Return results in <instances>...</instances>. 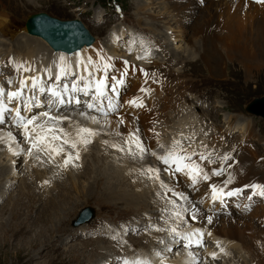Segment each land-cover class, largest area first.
Listing matches in <instances>:
<instances>
[{
    "label": "rangeland",
    "instance_id": "rangeland-1",
    "mask_svg": "<svg viewBox=\"0 0 264 264\" xmlns=\"http://www.w3.org/2000/svg\"><path fill=\"white\" fill-rule=\"evenodd\" d=\"M210 1L212 2V0H118L122 9L120 11L119 9L115 8L114 3L111 4L110 0H0V12L3 11L9 16V22L5 28V33L3 34L0 33V76H3L0 77V80L1 82L7 80L8 78L15 80L16 72L14 71V68L16 65H18L19 62H21V59L11 60V58L12 56H14L12 54L17 52L18 45L16 43H23L24 41H26V39H28L23 35L24 33H22V29L23 28L25 29L26 19L31 14L38 12H46L47 14L51 16H55L60 19L78 18L84 23V25L90 31V33L95 38H97V40L93 42V46L100 44V46L103 48V52H105L104 54H106L107 56H111L117 62L118 60L120 62L128 61L130 63L129 65L131 66L132 65L135 66L136 65L135 62H137L138 64H140V66H143L141 69H143L145 66L143 70L150 75L149 76L150 78L153 77V80L155 81L154 84H157V87H159V91H157L159 96L157 97L158 94L156 95V93H153L154 96H156V97L153 96L154 97L153 102H156L157 100H160L164 97L167 98V99L163 98L165 104L167 105V106L165 105V107H168L170 105L168 103L172 102L170 98L171 95H174L173 97H176V95L182 97L183 103L174 102V101L173 103H179L180 105L179 107L182 109V112H179L178 114L182 115L181 117L183 118L180 119L178 118L179 116H175L173 121L178 122L180 120H184L190 123L186 125L185 124L186 122H183L184 126L182 127H185V130H183V128L180 129L179 133L182 130L180 135L181 134L184 135V133L186 134L189 130L190 131L194 130L192 124L194 121H196L198 123L197 124L198 132H196L194 138L197 139L196 142L198 141L200 146H204L207 144V150L211 152H213L212 150L214 149L217 151L219 150V148L221 149L231 148L232 152H229L227 154L230 156H232V154L237 153V151H235L236 153L234 152L236 148L239 149L237 154L244 155L247 159L245 165V169H246L245 175L247 176L248 174V176L247 177L245 176V179L250 181L257 180V182L262 181V184H264V168H263L264 167V118L251 114L250 112H247L245 110V106L249 101L264 95V3L260 4V6L258 5L259 8L257 10V13L253 15V18L248 17L246 19L245 24L247 26L241 25V29H242L241 31L243 36L247 33V30L250 29L249 27H251V32H252V34L246 35L247 39L245 38V40H243L242 38H238V37L230 38V33H228V29H229L228 25L230 20L225 16L229 17L234 15L233 11L235 10H241L244 12L248 10V7L245 6V8L243 7L244 9H242V7L231 6L228 9L227 7L228 5H227L225 6L226 8L223 10V8L222 9L219 7L217 8V6L214 5L212 6L213 9L211 8V12L208 11L206 12L207 10L206 7L209 6ZM213 1L219 2L220 6L222 4L225 5L224 0H213ZM245 1L249 3L253 2L251 0L250 1L245 0ZM140 9H142L145 14H143L142 11H139ZM215 9H220V11L219 10L215 11ZM214 12H216V15H213ZM225 12H227V14ZM174 13L177 14L176 15L177 18L174 15ZM216 16L217 18L214 20V17ZM150 20L154 22V24ZM234 20L241 22V20H237V19ZM239 22H233V25L237 23L239 25ZM155 23H157V25ZM155 26L156 29H158V31L164 33V36H161L160 34H156L154 32ZM167 27H170V29H167L168 31H165ZM243 27L246 28V32H244L245 28ZM224 28H227V30ZM117 32L118 34L119 32L120 34L123 33L125 37L123 38L118 37V35H115ZM177 32L180 33V36L181 35L182 36L175 38L173 41V38L169 37V34L177 33ZM13 34L14 36L10 37V35ZM223 36L227 37L225 38L227 41L223 39L224 42L227 43V45H222L216 41L217 40L216 38L221 39L223 38ZM20 39L23 42L20 41ZM141 42L143 43V47H141ZM177 43H179L180 48L182 46L181 52L179 53L178 56L179 58H177L176 55L172 53V51L174 50L178 52V50L173 48L174 46H176ZM145 45L149 46L148 50L147 47H145ZM130 46L132 47L131 54H129L128 51V48ZM19 49H21V47H19ZM149 52H151L149 60L145 59V61L142 60L141 62H139L140 60L136 59L137 56L142 55L141 53L146 54ZM187 55L189 56V58L191 57L189 59L191 61L189 60L187 61L186 59H184ZM152 61L153 63H151ZM144 62L146 65L144 64ZM138 64L135 66V68L136 67L140 68ZM175 74H178L179 76ZM9 75L11 77H8ZM4 76L7 77L5 78ZM137 80L139 82L141 80L144 81L142 79V73L139 72L137 75L135 73L127 77L126 84L121 89V91L122 90L123 91L121 92L120 95V103L126 101L125 100L126 94L134 89L135 84L136 86H138L139 82ZM178 81L181 83L176 84ZM144 82L142 86H145ZM3 86L7 88L6 84H3ZM176 89L178 91H176ZM172 92L174 94H172ZM151 94L152 92L150 91V95ZM169 112L172 113L173 111L169 110ZM193 112L194 114H192ZM141 113L142 112L139 111V113L133 115L134 118L131 117L132 115L130 117L137 122L138 121L137 119H139L140 116H145V114L140 115ZM163 113L164 116L167 115L165 111ZM190 113L192 115V118H189ZM72 115L75 116L74 114ZM96 115L98 118L100 117L103 118L102 116H100L99 113H96ZM110 117L117 118V115L114 114ZM228 117L232 119L229 122H227L228 120H226ZM74 119L76 120L77 117L75 116ZM144 120L153 121L151 119V114L146 115L144 117ZM169 123H172V119H170ZM118 125L120 128L122 127L121 129L124 128L123 124L122 125L118 124ZM69 126H71V123H69ZM104 126L107 125H105L104 122H101L100 128H97L99 130V134L101 137L100 139H102L101 135H104L103 137H106L109 131L105 129ZM241 126H243L242 128H246V127L248 128L249 126L247 132H245L244 130L243 131L240 130L239 128ZM230 129L231 131H229ZM1 130L2 128H0V133ZM4 130L6 131V129ZM163 130L168 131V129L166 128H164ZM75 132H76L75 127H71L69 133H72V135L75 136L76 135ZM198 134H200V137L198 136ZM183 135H181L182 138H180V140L182 141L184 146L189 147V144L191 143L190 147H192L191 146L192 142H189V139H185V136L183 137ZM112 137L114 136L112 135ZM220 138L226 141L224 142L225 146H222L221 142H217L218 140H220ZM116 139L117 142L119 140L118 143H122L124 140V138L118 135H116ZM165 139L166 137L164 138V140ZM208 140L210 141L213 140L212 142H216L215 145H212L214 149H208L210 147L209 144H211V143L208 144ZM169 141H171V138L169 139ZM227 142H229V144ZM216 145L217 147H215ZM78 147H79V153L82 152L83 153L82 155L85 156V159L84 161L82 159L75 161V164L77 165L76 167L85 169L87 167L90 168L91 166L94 167L97 165L98 168L99 165L101 166L102 164L104 168L100 167V169H104V171L105 170L108 171L107 167L110 161L92 162L91 159L89 161H86L88 157L87 149L84 148V150H82L80 146ZM101 147L104 149L106 148L103 145H101ZM89 149L91 150V148ZM107 149L108 152L114 156V158L116 157V159H118V157L126 156L125 159L128 162V164H130L131 167L128 169L136 170L137 176H139L141 171L146 169L147 166L154 168L158 167L161 169L162 180H164L166 183L169 182L168 183L169 185L173 181L171 178H169L167 173L163 172V167L154 165V160L151 158L150 155L145 156V158L143 159L144 162L143 164V162H141L142 160H138V159L134 160L126 153L117 151L115 148H107ZM113 149L117 153L114 152ZM116 154H118V157L116 156ZM3 156L4 153L0 159V167L3 165L5 166V164L9 166L10 164L9 160L5 159ZM23 156L25 157L26 155L22 154L21 160L20 161L18 160L19 167L20 166L22 167L21 161L23 160ZM20 157L21 155L18 156V158ZM61 157H63V154H61ZM44 159L46 160L47 157H45ZM119 159H123V158H119ZM147 159L149 160L148 163H147L148 161ZM38 162L39 161H37V164H31L27 162V159L25 160V164L28 167L24 168V171L29 173L30 182H31L29 183L30 189L36 190L37 187L38 191H40V193L42 194L43 192L41 188L42 185L40 184V182L37 181L35 182L34 174L32 176H30V174L32 173L37 174L36 172H38L37 176L39 175L52 176L53 172H51L52 169L50 168L53 167L58 170L57 171L58 175L60 176V178L64 180L63 183L66 186V189L63 193L66 194H68V192L71 193L73 202H70V205L67 206V208H65L66 211L63 212V215L59 209H54V208L49 209V212L51 213L49 218L47 214V219H49V221L48 222L46 221V223L44 224L39 223L36 225L35 223L28 230L26 229L28 225L22 224L23 223L22 219L24 218L23 215H25L28 212L27 208H31L33 206L31 208L32 212L30 216L31 218L32 217L34 218V216L36 217L37 215L36 213H39L40 207L45 202L44 195L40 197L41 199L39 200L36 199V201L32 199L31 201L30 198H28L25 195L23 196V200L21 201L19 200V202L16 204L15 201L17 199V193L19 189L21 188L20 190H23L25 189L26 186L24 185V183H22L21 187H19L21 183V178H18L15 181V184L12 185L6 191H4L5 194L3 193V195L0 196V221H1L0 243H3L4 238L7 235H9L10 237L7 236L6 238L10 241V243L13 246H16L22 242L20 240L21 237L24 238L26 236V238H28L33 231L40 228L48 230V232H46V235H48L49 231L55 229L56 226L59 224L56 221H58L57 219L59 218V216L62 215L60 217L61 219H64V217L67 216L68 217L71 216V217L69 222L63 220L61 224L63 223L64 224L62 225L61 228H65V226H67L65 224H68L69 228H72L73 230L75 229L77 231H74V234L72 236L69 237L67 236L66 238H65L66 231L62 235L55 234L53 241L47 242L42 247L41 250L34 252L35 259L31 261L33 264L35 263L47 264V261H49L51 256L54 258V260L51 262L52 264H60L59 263L60 258H63V255L62 257L61 255L58 256L59 254L57 253L58 251L56 250L65 251L64 248L68 249L70 246H72V244H76L78 248L82 250L85 244L90 242L89 240L93 241L96 238L101 237V235L98 234L102 232V229H106V228L109 229L110 234L109 233L104 234L105 236L101 237L106 239L107 242L99 243V246L101 248V253L97 254L102 256L101 257L98 256V258L94 257L92 259L93 261H91L90 263L95 264L98 262V260H100L101 264H105V263L109 264V262L107 261L109 258L120 259L121 254L126 255L123 256L126 258L128 257L129 259L141 255L145 257L147 255L146 256L147 258L155 257L154 259L156 261H157V257L155 253L157 252L161 253L160 259L170 260V258L173 257L172 255H174L175 252L174 251H171L170 253L165 252L164 251L165 244L159 243V241L162 240L161 238H164L163 240L166 242L167 235L165 233L157 232L154 230L153 231L145 230L146 226L150 223L156 224L158 226H163V222L159 220V217L161 215V210L165 207V201L160 196H157V199L155 196L152 197L154 198V200H156V202L162 203V206L158 207L157 209H154V211L157 212L158 219L157 222L156 221L153 222L150 219V215H149L150 211L146 212L145 209H144L145 211L144 210L141 211L137 205L135 206V204L114 205V203H112L111 201H107L103 198H102L103 200L102 199L100 200L98 198L95 199V197L101 196L99 194L100 192H96L97 194H95V197L94 196L91 197L89 195H88L89 197H86L84 195L80 197L79 195H76L71 183L73 184L77 180L67 181L65 176L68 172V169L72 168V166L70 165L67 168L58 167V165L63 163V159L60 162L47 164L45 166L40 165ZM218 162L219 165L216 162L214 164V167L219 168L220 166L223 165L225 168L229 170L227 164H223L222 160H219ZM231 163L232 162L229 161L228 165L229 164L231 165ZM255 164L261 168L260 171L258 170L252 171V168ZM45 169L48 171L46 175L44 174V172L46 171ZM88 169L82 175L80 176L78 175L79 177L78 181L89 172ZM93 169L96 170V168ZM93 169L92 171L95 172ZM9 172L14 173V171H12L11 168H9ZM28 173L26 175H28ZM252 173L258 176L252 179L251 178ZM89 175L85 176V178H83L82 181L88 180L90 177ZM144 178L145 180H143L142 185L145 187V189L146 187L149 188L151 185L152 187L150 189H154L157 186L159 187L158 182L148 180L146 177ZM180 180L183 179L182 177H180V175L177 174V181H173V182L174 184H177L178 181ZM107 181L110 182V180L108 179ZM105 182L106 180H104V183ZM8 185H11V182H9ZM92 186L94 188L93 190L95 191L96 187L94 185ZM197 187L198 190H193V192L190 191L188 188L187 189L189 190V192H186L187 190H185L182 187L185 190L182 191L188 193L190 199H192L193 201L195 200L201 201V204L199 206L204 210V213L212 216L213 222L211 224H208L204 219H200L201 223H203L204 226L205 225L206 227L208 226L207 229L205 230L208 231H211V229L212 231L213 229L218 230V228L221 227L220 225L224 223L223 220L225 218H226L225 220L231 222V223L229 222L226 223L228 226L235 225L236 223L234 220L236 219L246 218V220L249 219L251 221L250 223L252 224L257 223L256 225L253 224L254 227L249 228L248 230L249 232H247V234L250 235L251 234L250 232L253 233V235L251 234L250 236L252 239L255 240V243L258 244L255 245L256 249L258 251L259 249H261L259 252H261L264 249V238L263 239L256 238L259 235V233H264L262 231L264 230V225H261L258 222V216L257 218L254 217V219H256L254 221H252L250 216L256 208L261 207V204L252 206L244 213L240 212L241 214L236 213L235 211H231L232 210L231 209L229 210V212L227 211L225 213H221L219 216L217 214L216 216L218 217L214 219V213L209 212V209H207V204L205 206V203H203L204 199H206V195L204 194L208 192V188H207L208 186H206L205 183L202 182ZM97 190L100 191L101 187H97ZM159 190L161 191V189ZM29 192L30 190L27 192V194ZM58 192L59 191H57V193H53L51 196L58 195ZM69 201L70 199H68L67 203H69ZM56 204L57 207L59 206L62 207L65 204V202L64 200H58ZM46 206L47 208H51L50 204H47ZM141 209H143V207ZM141 212L142 214H140ZM139 215H144L147 218V220L144 221L143 216L141 217L142 219L140 218L141 219L140 220ZM42 218L44 220V217ZM86 219L87 221L80 223L81 222L80 220H86ZM77 222L80 224H76ZM121 226L128 227L130 229H135L136 231H132V232L136 233L139 231L140 233H142V236L138 237L136 235L137 237L135 238H138V241L131 240L132 234L129 233L125 235L122 231ZM190 226L192 225L189 222V228ZM21 227H23L24 230L22 229V231H19L21 230ZM12 232L15 233L18 237L15 239L11 238V234H13ZM20 232H22V234L24 235L22 236ZM80 232L81 234H79ZM117 233L121 234L122 241L117 242V244L114 246L113 243L116 241L115 240L113 241L111 237L116 235ZM26 238L24 239L30 240ZM208 241L210 242V240ZM110 242L113 245L112 248L110 247L109 244ZM107 245L109 246V249ZM88 247L85 248L87 251H85L84 249L83 250L86 252L87 255L88 254L92 255L94 252L90 250V248ZM221 247L223 249L225 248L224 245H222ZM174 248L175 247H173V249ZM152 249H155V251L149 252V250ZM234 249L229 251V253L231 252V255L229 254L228 256L231 259L236 257L235 260L238 261L237 263H235L236 261L234 259L233 261H231L227 256L221 261L220 260L214 261L209 259L210 261L206 260V262H201V261L200 262L201 264H212V263L213 264L216 263L217 264H226V263L251 264V259L249 255H247L241 248H234ZM4 250L5 249L0 250V264H26L25 260L23 259H18V260L13 259L12 261L9 254L5 255L6 250L5 251ZM181 251H182L181 247L179 248V246H177L176 252L180 254ZM39 253L42 254L38 255ZM195 253L198 258H201L200 252L195 251ZM44 254H47V256L49 257H45ZM262 255H264L263 252ZM177 256L175 255V257ZM205 257H209V255H205ZM77 263L82 264V262H75V261H73L71 264H77Z\"/></svg>",
    "mask_w": 264,
    "mask_h": 264
},
{
    "label": "bare ground",
    "instance_id": "bare-ground-1",
    "mask_svg": "<svg viewBox=\"0 0 264 264\" xmlns=\"http://www.w3.org/2000/svg\"><path fill=\"white\" fill-rule=\"evenodd\" d=\"M253 3L254 2L249 3V2H247L245 0H224V4L225 5L222 4L220 6L219 5V2H216V1H213L212 0V2L210 1L209 6L206 7L207 8L206 12L207 11L208 12H211V8L214 5L217 6V8L218 7L221 8V9L223 8V10L226 8L225 6H227V5H228L227 6L228 9L231 6H233V7L234 6L242 7V9H244L245 6L248 7V10H246L244 12L241 11V10H235V11H233L234 12V15H232V16H229L228 17V16H225L224 15L225 17H227L230 20L229 21V25L227 24L228 27H229L228 33H230V38L238 37V38H242L243 40H245L246 35L252 34L251 27H249L250 29H248L247 30V33L243 36L242 35V31H241L242 30L241 29V25L247 26L245 24L246 19L248 17L253 18V15L257 13V10H258L260 4H263V3H256V2L254 4ZM218 10L220 11V9H215V11H218ZM139 11H142L143 12L142 9H140ZM167 11H168V8H167ZM225 13L227 14V12H225ZM143 14H145V13L143 12ZM147 14H149V13H147ZM174 15L176 16L177 14L174 13ZM213 15H216V12H214ZM176 18H177V16H176ZM216 18H217V16L214 17V20ZM234 19L241 20V22L235 21ZM8 22H9V16L6 13H4L3 11L0 12V33H2V34L5 33V28H6L7 24H8ZM233 22H239V25H238V23L235 24V25H233ZM28 23H31V25H33V24H37L38 25L39 23H42L44 26L49 27L52 31H54V34L60 33L61 36H63V37H61V41L60 42L66 44L67 46L66 45H63V44L57 46V45H55L51 41L52 43L51 42L50 43H51V45L53 46L54 49H61L63 51H61V50H57L56 51V50L51 49L42 37L36 36V35H32V34H29L27 32V26H26V22H25V29L26 30L23 28L22 29V33H24L23 35L25 37H27L28 39H26V41L23 42L21 40L22 39V37H21L20 41H22L23 43H16L18 45L17 52H15L16 54L15 53L12 54L14 56H12V58H11V60L21 59V62H19L18 64H28V65H31L32 67L36 68L37 71H40L41 69H44V68H47V67H52L54 65V63H58V58L61 55H63V56H65L67 58L68 62L71 63L73 65V67H75V62L78 59H86L88 57H92L95 60V59H97V53L98 52H102L103 54L105 53V52H103V48L100 46V44L93 46V43L91 45L82 46L78 50H75L77 47L81 46L82 44L88 43L86 41L88 39L87 33L83 29H81L80 26H79V24L76 23V22H71V23H57V22L51 21V20H49V19H47L45 17H36V18H33ZM152 23L154 24V22H152ZM155 24L157 25V23H155ZM251 25H252V23H251ZM262 25H263V23H262ZM158 26H159V24H158ZM243 28H245V27H243ZM167 29H170V27H167L165 31H168ZM224 29L227 30V28H224ZM154 32L156 34H160L161 36H164V33L161 32V31H158V29H156V26H155V31ZM244 32H246V28H245V31ZM115 35H118V37H122V38L125 37L124 34L123 33L120 34V32H119V34L117 32ZM13 36H14V34L13 35H10V37H13ZM179 36H180V33H178V32L177 33H171V34H169V37H172L173 38V41H174L175 38H177ZM225 38H227V37H224L223 36V38H221V39L216 38L217 39L216 41L218 43L222 44V45H227V43L224 42V40L227 41ZM178 39H180V38H178ZM15 41H17V40H15ZM80 41H83V42L79 46L75 47L74 49L69 50L70 46L72 47L75 44L79 43ZM13 46H11V47H13ZM19 47H21V49H19ZM145 47H147V50H148L149 46L148 45H145ZM7 48H9V47H7ZM173 48L176 49V50H178V52H176L173 49L175 52L172 51V53L174 55H176L177 58H179L178 56H179V53L181 52L182 46L180 48L179 43H177L176 46H174ZM73 50H75V51H73ZM64 51H66V52H64ZM67 51H69V52L70 51H73V52L67 53ZM150 53L151 52H149L147 54H150ZM141 54L142 55H145V53H141ZM190 58L187 55L184 59H186L188 61ZM149 59H150V55H148L147 60H149ZM142 60L145 61V59H142ZM142 60H140L139 62H141ZM189 61H191V60H189ZM122 62L123 61L120 62L119 60L117 62L115 59H113V63L116 65L117 68L123 66ZM135 63H136V65L138 64L137 62H135ZM151 63H153V61ZM144 64H145V62H144ZM138 65L140 66V64H138ZM156 66H158V65H156ZM142 67L143 66H140V68H137L136 67L137 68L136 71L135 72H132L131 65H130V67H129V75L128 76L133 75L135 73L137 75L140 72L138 70H140ZM144 68H145V66H144ZM53 70L55 71V68ZM130 72H132V73H130ZM33 74L34 73H27L26 75H33ZM175 75L179 76L178 74H175ZM18 79H19V74L16 72L15 73V80H18ZM73 79H75V78H73ZM142 79L144 80V76L143 75H142ZM2 81H3V79H2ZM153 81H154L153 80V77H151L148 80L147 85L144 84L145 86H143L145 88L150 89V91L152 92L151 95H150V93L147 94V95H145L144 93H141L139 91V89L142 87V84L144 82L142 80L140 82L138 81L139 83L136 82V83H138V86H136V84H135V87L133 86L134 89L131 90V91H129L126 94L125 100L126 99L131 100L132 98L137 97V96L142 97L143 98V103H144L145 107H142V108L130 107L126 103V101H128V100H126L125 102L123 101V103H121V104L123 105L122 108L124 110H122V109L119 110V116L123 117V119H124V124H123L124 125V128L123 129H121L122 127L121 128L119 127V125L117 123V120H116L117 118L109 117L108 118V124H107V126H104L105 129L109 130L108 133H107V135H106V137H103L104 135H101L102 136V139H100L101 138L100 137V134H98V135L92 137V143L89 144V145H87V147H85L83 145H79L82 150H84V148L87 149V153H88L87 155H88V157H87L86 161H89L90 159L92 160V162H100V161H104V162L108 161L109 162L110 161V163L108 164V167H107L108 168L107 169L108 171H106V170L104 171V169H100V167H103L102 164H101V166L99 165L98 168H97V165L94 166V167L91 166L90 168L87 167L85 169L84 168L81 169V168H78V167H72V168H69L68 169V172H67V174L65 176H66V180L67 181L68 180L69 181H71V180H74V181L77 180L78 181V179H79L78 175L79 176L82 175L89 168L88 169L89 170L88 173L90 175L87 173L86 175H84L78 181V183H77V181L74 182L73 184L71 183V185L73 187V190H74V192H75L76 195H79L80 197L83 196V195L86 196V197H89V196H91V197L94 196L95 197V194H97L96 192H100L99 194L101 196H97V197H95V199L98 198V199L101 200L103 198V199H105L107 201H111L112 203H114V205L115 204L116 205L117 204H133V205L135 204V206L137 205L140 208L141 211H143L144 209L146 210V212L147 211L148 212L150 211V214H149L150 215V219L153 222H155V221L157 222L158 215H157V212L154 211V209H157L158 207L162 206V203L161 202H156V200H154V198H152V197L155 196L156 199H157V192H160V190H159L160 188L156 185L157 187H155V188L153 187L154 189H150L152 187V185H151L149 188L146 187V189H145V187L142 185L143 180H145V178L143 176H141V175L137 176V171L136 170H134V169L133 170L132 169L129 170L128 169V168H131V167H130V164H128V162L125 159L126 156H122L121 155L122 157H118V154H116V156L118 157V159H116V157L114 158V156L112 154H110L108 152V149H107V148H113V147H110V145L118 144L119 140H118V142L116 141L117 140L116 139V133L117 132L121 133V135H119V136L125 139V137L128 135V133L131 132V131H133L137 127L140 130L139 131V135H140L141 139L144 141L145 145L147 147H149L151 150L156 151L158 154H163L167 150V148L172 145V143H173L174 140H177V139L180 140V138H182L181 135H183V134L180 135V133L182 132V130H181L180 133H179V130L182 129V128H183V130H185V127H182V126H184V123L183 122H186L185 123L186 125L189 124L190 122H187V121H184V120H180V121L177 120L178 122H174L173 121L174 118H175V116H179L178 118H180V119L183 118V117H181L182 115H179L178 114L179 112H182V109L179 107L180 106L179 103H183L182 97H179L177 95H176V97H173L174 95H171L170 98H171L172 102L171 103H168V104H170L168 107H165L166 104L164 102V99H167V98H164L163 97L164 99L162 98L160 100H157L156 102H153V98L156 97V96H154L153 93H156V95H157L158 94L157 91H159V87H157V84H154ZM179 83H181V82L178 81L176 84H179ZM0 85H3V84L0 83ZM15 86L16 85H14V87ZM161 88H163V87H161ZM177 89H176V91H178ZM172 94H174V93L172 92ZM158 96H159V94L157 95V97ZM256 100L252 101V103H250L249 106H247V110L250 111L251 113H255L257 115H263L264 116V113L263 112L262 113L259 112L257 110L259 108H256V107L264 108V99L257 100V101ZM173 101L174 102H179V103H173ZM184 106H186V105H184ZM169 110H172L173 112L170 113ZM139 111L142 112L140 115L145 114V116H146L148 114H151V119L153 121L144 120V117L145 116H140V118L137 119L138 120L137 122L134 121L133 120V118H134L133 115H135L136 113H139ZM164 111L167 114L165 116H164V113H163ZM72 114L75 115V113H72ZM192 114H194V112ZM92 115H96V113H92ZM75 116H73V119H74ZM130 116L133 117V118H131ZM76 117H77V119L76 120L74 119L76 121V124L82 125V126H86V127L92 128V129H95L98 133H99V130L97 128H100L101 122H104V118H101V117L100 118L97 117L100 120V124H92L88 120H84L83 118H80L78 116H76ZM185 117H187V116H185ZM189 118H192L191 113L189 115ZM170 119H172V123H169L170 122ZM194 120H196V119H194ZM226 120H228L227 122H229L232 119L230 117H228ZM132 121H134V122H132ZM69 123L70 122L65 121L61 125V127H63L68 133L70 132L71 127H75L76 128V125L71 124V126H69ZM197 124L198 123L196 121H194L193 124H192L193 127H194V130H191V131L189 130L186 134L184 133V135H183V137L184 136L185 137L188 136L190 138L189 139V142H192V145H191L192 147L189 148V147L186 146V148H189L190 151L195 150L197 152H207L208 151L207 148H204V146H200L199 143H198V141L196 142L197 139L194 138L195 135H196V132H198ZM198 127H199V125H198ZM242 127L243 126H241L239 129L242 130V131L244 130L245 132H247V129L249 128V126H248V128L246 126H244L246 128H242ZM0 128H2L1 133H0L1 134L0 136H5L6 137L7 136V132L9 130L8 126H4V127H0ZM164 128L168 129V131L170 130L169 133H168L167 130H163ZM4 129H6V131ZM229 131H231V129ZM13 132H14L13 135H16L15 130H13ZM3 133H5V134H3ZM155 133H159V135L156 136ZM69 135H70L71 138H75V136H73L72 133H69ZM112 135L114 137H112ZM198 136L200 137V134H198ZM107 137H109V138H107ZM165 137H166V139L164 140ZM170 138H171V141H169ZM19 139H22V138L18 137V140ZM212 141L213 140H211V141L208 140V144L211 143V144H209L210 147L208 149H214V147L212 145H215L216 142H212ZM217 142H221L222 146H225L224 142H226V141L225 140H222V138H220V140H218ZM227 143L229 144V142H227ZM160 144H163L165 147L164 148H160L159 147ZM101 145H103L106 148L105 149L102 148ZM11 147L15 148V145H11ZM22 147H27V146L26 145H22ZM215 147H217V145ZM89 148H91V150ZM92 149H93V151H92ZM229 149H230V151H229ZM238 150L239 149L236 148L234 150V152L237 151V153H238ZM113 151H114V149H113ZM212 151H213L212 152L213 158L216 160V162L218 163V165H219V162L218 161L221 160L220 159L221 157H223L224 155L228 154L229 152H232L231 151V148H227V149L226 148L225 149L224 148L223 149L219 148V150H217V151L215 149L212 150ZM83 152H85V151H83ZM114 152H116V151H114ZM240 152H242V151H240ZM3 153H4V156L3 157L5 159H8L10 164L8 163L9 166L7 164H5V166L2 164L3 166L0 167V171L2 170L0 172V196L3 195L4 191H6L12 185H14L15 184V181L18 178H21V183H20L19 187H21V184L22 183H24V185H26L27 187L25 186V189H23V190H20L21 188L19 189V191L17 193V199H16V201L14 200L16 204L19 202V200L20 201L23 200V196H25V195L28 198H30V200L32 199V200H35V201H36V199H38V200L41 199L40 197H42V195H44V201L45 202H44V204L41 207L39 206L40 207V211H39V213H36L37 214L36 217L34 216V218L33 217L31 218V216H30L31 215V212H32L31 208L33 206L31 208H27L28 212L25 215H23L24 218L22 219L23 220L22 221L23 222L22 224L28 225V227L26 229L29 230L30 227H32L35 223L37 225L39 223H43L44 224V223H46V221L48 222L49 219H47V214H48V218L51 215V213L49 212V209H53V208L54 209H59L61 211L62 215H63V212L66 211L65 208H67V206L70 205V202H73V201H72L71 193H69V192H68V194L63 193L65 191V189H66V186L63 183L64 180L62 178H60V176L58 175V172H57L58 170L55 169V168H53V167L50 168V169H52L51 172H53V175L52 176H41V175L37 176L38 172H36L37 174H35V173L30 174V176H32L34 174V180H35V182L36 181L37 182H40V184L42 185L41 188H42L43 192L41 194L40 191H38L37 187H36V190L35 189H30L29 183H31V182H30L29 173L24 171V168L28 167L25 164V160L26 159H27V162H29L31 164H37V160L34 157H31L30 158L27 155L25 157L23 156V160L21 161L22 162V167L21 166L19 167L18 165H19V161L22 158V155H21L20 158H18V156H13L12 153L8 150V146L7 145L0 144V159H1L2 155H3ZM237 153L236 154H232L231 157L233 158V160L230 161L232 163H231V167L229 168L228 171L232 173L235 182H237L239 184L242 183L243 185H247V184H249L251 182L250 180H246L245 179V176H246L245 175V170H246L245 169V165H246L247 159H246V157L244 155L237 154ZM82 154L83 153L80 152V158L79 159H82L84 161L85 156H83ZM44 158L45 157H42V159L45 161L43 164H41L40 162H38V163L40 165H42V166L43 165L45 166L47 164H50V163H47V159L45 160ZM119 158H123V159H119ZM127 158H129V157H127ZM151 158L154 160V165H157V166L163 167V168L165 167L164 165L160 164V162L157 161L154 156H151ZM62 159H63V157L59 156V157L56 158V161L55 162L56 163L57 162H60V161H62ZM194 159H195V157H194ZM141 162H143V160ZM148 162H149V160L147 161V163ZM143 164H144V162H143ZM145 164H146V162H145ZM214 164L207 165V163L205 162V167L209 171H211L212 168H216V167H214ZM227 166H228V164H227ZM144 167H146V166H144ZM148 167L149 166H147L146 168H148ZM9 168H11V170L14 171V173H10L9 172ZM93 168H96V170H94ZM92 169L95 172H93ZM260 169L261 168L258 165L255 164L253 166V168H252V171L253 170L260 171ZM248 170H250V169H248ZM27 173H28V175H26ZM47 173H48V171L46 170L44 172V174L46 175ZM249 173H251V172H249ZM87 175L90 176L89 179L88 180H85V181H82V179L85 178V176H87ZM247 176H248V174H247ZM257 176L252 173L251 178L253 179V178H256ZM107 179L110 180V182H108ZM182 179L183 180H180V181H178L177 184H175L177 190L178 191H182V190L185 191V190H187L186 192H189V190L186 187H184V185L187 184L186 178H183L182 177ZM212 179H218L219 181H221L223 179H226V176L224 178H222V177H213ZM104 180H106L105 183H104ZM45 181H47V183H45ZM9 182H11V185H8ZM172 182H171L170 185L174 184V182L173 183ZM254 182H257V180L256 181L254 180ZM259 182H260V184H262V181H259ZM92 185H94L96 187L95 188L96 189L95 191L93 190L94 188H93ZM97 187H101V190L98 191L97 190ZM140 187H141V189H140ZM29 190H30V192L27 194V192ZM57 191H59L58 192V195L51 196L53 193H57ZM186 194H188V193H186ZM67 198L70 199L69 203H67V201H68ZM58 200H64L65 204L62 207H60V206L57 207V204L56 203H57ZM47 204H50L51 208H47V206H46ZM205 206H206V204H205ZM142 207H143V209H141ZM263 210H264V207H262V205H261V207L256 208L253 211V213L250 215L252 221L256 220V219H254V217L257 218V216H258V220H259V216H261V215L264 214L263 213ZM202 211L204 213V210L203 209H202ZM140 214H142V212ZM216 215L217 214H214V219H216L220 214H218V216H216ZM29 216H30V218H29ZM41 216L44 217V220H43V218ZM61 216H59V218L57 219L58 221H56L59 224L56 226L55 229H52V231H49V234L48 235H46V232H48V230L42 229V228L37 229V230L33 231L28 238H26V236L24 237V238L30 239V240H25L23 237H21L20 240L22 242L19 243L16 246H13L10 243V241L6 238L7 236H9V235H7L4 238L3 243H0V250L5 249L6 250V251L4 250L5 251V255H8L9 254V256H10V258H11L12 261H13V259L14 260L23 259V260H25L26 264H33L31 261H33L35 259V253L34 252L41 250L42 247L47 242L53 241L55 234L62 235L66 231V234H65V238H66L67 236L68 237L69 236H72L74 234V231H77L75 229L73 230L72 228H69L68 227V224H65V225H67V226H65V228H61L62 225L64 224V223L61 224L63 222V220H66V221L69 222L70 217H71V216H69V217L67 216L68 218L67 217H64V219H61L60 218ZM142 216L144 218V221H146L147 218L144 215H139V219ZM185 218L188 219L189 222L192 225V226H190V228L188 227L187 230H189V231L192 228H196L195 225H198L199 228H202V229H207V227H208V226L206 227V225L204 226L203 223H201L200 219L198 221H192L190 217H187L186 216ZM225 219L223 220L224 223L222 225H220L221 227L219 226L220 228H218V230H214L213 229V231H212V229H211V231H210L211 232V236H208L207 235V232H209V231L208 230H205L204 240H206L207 242H208V240H210L211 243H212V241L213 242H219V247L217 246V243H216L215 250L213 251L212 249H209V247H207L209 245H207L206 246L207 249H204V251L202 253L200 252L201 253V258H198L196 256V253H195L196 250H195V248H193V250H191V252L195 253L196 259L198 261H202V257L205 258V255H209V258H211L210 260H214V261L220 260L221 261L226 256L229 257L228 256L229 254L231 255V252L229 253L230 250H233L234 248H241L247 255H249V257L251 259V264H264V259H263L264 258V255H262V252L264 253V251H263L264 249L261 252H259L261 249H259V251L256 249V246L255 245H258V244H256L255 243V240L252 239L251 236H250L251 234L253 235V233L250 232L251 233L250 235L247 234V232H249L248 231L249 228L250 227H254L253 224L256 225L257 223H253L252 224V223H250L251 221L249 219H248L249 220L248 221V220H246V218H243V219L241 218V219L234 220L235 223H236L235 225L228 226L226 223L229 222V221H227ZM216 223H217V221H216ZM229 223H231V222H229ZM260 223H261V221H260ZM204 224H205V222H204ZM201 225H202V227H201ZM213 227H214V225H213ZM22 229L24 230V228L21 227V230H19V231H22ZM262 231L264 232V230H262ZM20 233H21L22 236L24 235V234H22V232H20ZM108 233H109V229L106 228V229H102V232L100 234H98V235H101V237H102V236H105L104 234H108ZM129 233L132 234L131 240H134V241L135 240L138 241V238H135V237H137V236L138 237L139 236L141 237L142 236V233H140L139 231L136 232V233H133L132 231H130ZM138 233H140V234H138ZM79 234H81V232ZM17 237L18 236L15 233L11 234V238L15 239ZM101 237H98V238H96L93 241L89 240L90 242L89 243H86L85 246L83 247V249L85 251H87L85 248L89 246L88 248H90V250H92L94 252L92 255H89V254L87 255L86 252L83 249L80 250V248H78V246L76 244H72V246H70L68 249L64 248L65 251H63V250L62 251L61 250L60 251L59 250H56V251H58L57 252L59 254L58 256L61 255V257H62V255H63V258H60V262L59 263L60 264H71L73 261H75V262H82V264H93V263H90V262L93 261L92 259L94 257L95 258L96 257L98 258V256H100V257L102 256V255H97V254H100L101 253V248L99 246V243H105V242H107L106 239L101 238ZM256 238L263 239L264 238V233H259V235ZM161 239L163 240L164 238H161ZM249 241H250V243H249ZM166 243L167 244H170V246L172 248V251H173V247H175L176 244H171L170 239L167 236H166ZM109 244H110V247L112 248L113 245L115 246L117 244V241L114 242L113 245H112L111 242ZM222 245L225 246L224 249L221 247ZM107 247L109 249V246L108 245H107ZM180 247L181 246H179V248ZM182 250H184V252H180V254H178V256L176 255L177 257H175V255H172L173 257L170 258V260L169 259H163L164 260V264H170L171 262H173L174 264H189V252L190 251L189 250L186 251L185 249H182ZM234 250H236V249H234ZM152 251H155V249L149 250V252H152ZM236 251H238V250H236ZM212 253H215L216 254V258H220V256H221V259H217V260L216 259H212V256H211ZM41 254L42 253H39L38 255H41ZM123 255L124 254H121L120 255V257H121L120 259L109 258L108 257L109 259L107 261L109 262V264H121V261L124 258H126V257H124L126 255H124V256ZM239 255H240V253H239ZM44 256L45 257H49V256H47V254H44ZM146 256L144 257L143 255H141V256H138V257H142V258H145V259H149L152 262V264H157V261L154 259L155 257L154 258H147ZM235 258L236 257H234L233 259L235 260ZM229 259L231 261H233V259H231L230 257H229ZM53 260H54V258L51 256V258L49 259V261H47V264H52L51 262ZM206 260H208V259H206ZM235 261H236L235 263L238 262L237 260H235ZM178 262H180V263H178ZM35 264H40V263H35ZM77 264H79V263H77ZM95 264H101L100 260H98V262L95 263Z\"/></svg>",
    "mask_w": 264,
    "mask_h": 264
},
{
    "label": "snow or ice",
    "instance_id": "snow-or-ice-1",
    "mask_svg": "<svg viewBox=\"0 0 264 264\" xmlns=\"http://www.w3.org/2000/svg\"><path fill=\"white\" fill-rule=\"evenodd\" d=\"M255 2L264 3V0H255ZM141 47H143L142 42ZM128 51L131 54V46ZM148 55L150 54L139 55L136 59H147ZM122 64V67L117 68L111 56L98 52L97 59L94 60L92 57L78 59L75 67L63 55L58 58V63L40 71L28 64L16 65L14 71L19 74V79H9L8 89L0 85V127L8 126L9 128L6 137L0 136V144L7 145L13 156L27 155L30 158L34 157L41 164L45 162L42 157H47V163L51 164L63 154V163L58 167L67 168L70 165L76 167L75 161L80 158L78 146L86 147L91 144L92 137L99 133L95 129L76 124L72 113L92 124H100L97 116L92 115V113H99L104 118L105 125L108 124V118L115 114L117 123L124 124L123 117L119 116V110L123 107L120 103V95L121 89L126 84L130 65L128 61H123ZM131 70L136 71L134 65L131 66ZM139 71L147 84L150 79L149 74L143 69ZM27 73L34 74L26 75ZM139 91L145 95L150 93V89L143 86ZM126 103L130 107H145L143 98L140 96ZM65 121L76 125L75 138H71L69 133L61 127ZM13 130L16 135H13ZM139 131L138 127L135 128L128 133L122 143L113 144L110 147L126 153L134 160H143L146 155L154 156L160 164L165 166L163 172L167 173L173 181H177V174H179L180 177L186 178L192 190H198L199 184L208 182L213 177L226 176V179L218 183L209 184L210 194L207 199L210 205L224 207L229 199L239 197L252 200L253 197L259 196L264 199V184L253 183L230 188L229 185L234 182V177L227 168L222 165L209 171L205 167V162L207 165L216 163L211 151L189 152L182 141L177 139L163 154H158L145 145ZM116 135L119 136L121 133L117 132ZM155 135L158 136L159 133ZM18 137L22 139L18 140ZM185 139L190 138L185 137ZM11 145H15V148ZM159 147L165 146L160 144ZM204 148H207V145H204ZM220 159L223 164L233 160L227 154ZM228 167L230 168L231 165ZM140 175L158 182L161 191L157 192V196L165 201V207L161 210L159 217L163 226L150 223L145 230L163 232L169 237L171 244H180L184 249L203 248L205 229L187 230L189 220L185 218L190 217L192 221L204 219L208 224L213 222L211 215L203 213L199 206L201 201H193L188 194L178 191L175 184L169 185L162 180L161 169L158 167H148L141 171ZM121 227L125 235L130 231H136ZM207 235L211 236V232H207ZM111 238L117 242L122 241L120 233ZM159 243L165 244V252L172 251L170 244L164 240ZM217 246L219 247V242ZM155 255L157 264H164V260L160 259L161 253L157 252ZM211 256L213 259L216 258L215 253ZM121 264H152V262L142 257H134L124 258ZM189 264H201L196 259L195 253L191 251Z\"/></svg>",
    "mask_w": 264,
    "mask_h": 264
},
{
    "label": "water",
    "instance_id": "water-1",
    "mask_svg": "<svg viewBox=\"0 0 264 264\" xmlns=\"http://www.w3.org/2000/svg\"><path fill=\"white\" fill-rule=\"evenodd\" d=\"M36 17H45V18H47V19H49V20H51V21H55V22H57V23H71V22H76V23H78L79 24V26H80V28L81 29H83L86 33H87V35H88V38H89V41H88V39L86 40L88 43L89 42H91L92 41V37L89 35V32H88V30L84 27V25L82 24V22L81 21H79L78 19H72V20H60V19H58V18H56V17H53V16H50V15H48L46 12H38V13H33V14H31L28 18H27V20H26V26H27V31H28V33L29 34H33V35H38V36H40V37H42L44 40H46L47 42H48V44L53 48V46L51 45V43L53 42L55 45H57V46H59V45H61V44H63V45H66V44H64V43H61L60 41H61V37H63V36H61V34L60 33H57V34H54V31H52L49 27H46V26H44L42 23H39L38 25L37 24H33V25H31V23H28V22H30L33 18H36ZM43 35V36H42ZM52 41V42H51ZM51 42V43H50ZM83 41H80L79 43H77V44H75L74 46H70V48H69V50H71V49H74L75 47H77V46H79L81 43H82ZM88 43H86V44H88ZM85 44V43H84ZM83 45V44H82ZM81 45V46H82ZM67 46V45H66ZM80 47V46H79ZM79 47H77V48H79ZM55 50H58V49H55ZM67 52H69V51H67ZM262 100V99H264V95L263 96H261V97H257V98H255V99H253V100H251L248 104H247V106H249V104L250 103H252V101H254V100ZM256 100V101H257ZM247 106H246V110H247ZM256 108H259V109H257L259 112H263L264 113V108H261V107H256ZM261 108V109H260ZM248 111V110H247ZM250 112V111H249ZM255 114V113H254ZM261 116H263V115H261ZM264 117V116H263ZM91 210V209H90ZM92 211V210H91ZM81 222L80 223H83V222H85V221H87V219L86 220H80ZM80 223H76V224H80Z\"/></svg>",
    "mask_w": 264,
    "mask_h": 264
}]
</instances>
